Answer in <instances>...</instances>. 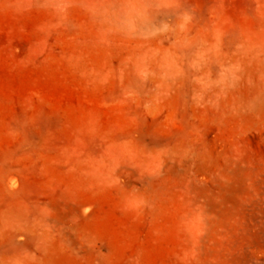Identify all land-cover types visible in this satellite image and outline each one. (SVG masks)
<instances>
[{
  "label": "rangeland",
  "instance_id": "obj_1",
  "mask_svg": "<svg viewBox=\"0 0 264 264\" xmlns=\"http://www.w3.org/2000/svg\"><path fill=\"white\" fill-rule=\"evenodd\" d=\"M0 264H264V0H0Z\"/></svg>",
  "mask_w": 264,
  "mask_h": 264
}]
</instances>
